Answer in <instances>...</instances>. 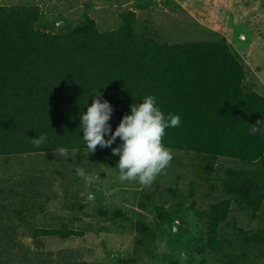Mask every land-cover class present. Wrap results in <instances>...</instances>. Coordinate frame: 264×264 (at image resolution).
Wrapping results in <instances>:
<instances>
[{"label":"rangeland","instance_id":"374dc122","mask_svg":"<svg viewBox=\"0 0 264 264\" xmlns=\"http://www.w3.org/2000/svg\"><path fill=\"white\" fill-rule=\"evenodd\" d=\"M235 1L0 0V6H36V27L49 33L74 31L87 18L111 31L133 13L141 38L226 41L245 69L244 88L264 95V12L256 13L249 45L235 44L223 5L243 14L260 0ZM115 147L67 150L66 156L57 150L0 154V264H264V175L255 177L260 207L242 209L234 200L217 249L207 243L210 205L226 196L225 179L249 176L260 170L257 163L212 162L170 149V165L145 186L119 180ZM78 167L88 179L76 174ZM37 228L73 234L36 237Z\"/></svg>","mask_w":264,"mask_h":264},{"label":"trees","instance_id":"16d2710c","mask_svg":"<svg viewBox=\"0 0 264 264\" xmlns=\"http://www.w3.org/2000/svg\"><path fill=\"white\" fill-rule=\"evenodd\" d=\"M263 4L248 5L243 14L223 5L235 44L249 45ZM134 17L111 31L87 18L74 31L49 33L36 27V6H0V154L85 149L81 114L98 95L112 107V132L130 105L154 96L166 117H180L178 127L165 130L168 149L259 165L249 176L227 177L226 196L210 205L207 243L216 250L234 200L242 209L261 205L255 177L264 175V130L248 129L264 119V95L244 88L245 69L226 41L159 43L137 36ZM41 135L46 140L37 148L32 139ZM57 233L73 234L40 228L34 234Z\"/></svg>","mask_w":264,"mask_h":264},{"label":"clouds","instance_id":"9594fccd","mask_svg":"<svg viewBox=\"0 0 264 264\" xmlns=\"http://www.w3.org/2000/svg\"><path fill=\"white\" fill-rule=\"evenodd\" d=\"M112 107L108 101H102L99 95L81 114L80 128L87 152H95L99 146L110 147L117 138L122 143L112 148V153L119 156L117 166L119 180L137 181L150 186L157 175L166 170L173 159V153L164 146L163 138L166 128L178 127L180 117L169 113L167 117L158 107L154 96L143 97L142 103L130 105V114L123 115L115 131H111L109 120ZM258 120L248 129L250 133L264 130V123ZM111 133L106 139L105 134ZM46 137L41 135L33 138L32 143L39 148L45 143ZM61 156L67 155L66 148L57 149ZM55 153V155L57 154ZM76 174L88 179L85 170L78 167ZM91 198V197H90Z\"/></svg>","mask_w":264,"mask_h":264}]
</instances>
